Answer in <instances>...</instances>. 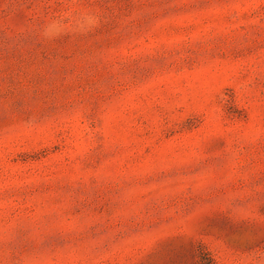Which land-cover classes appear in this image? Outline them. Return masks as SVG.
I'll use <instances>...</instances> for the list:
<instances>
[{"label": "rangeland", "instance_id": "obj_1", "mask_svg": "<svg viewBox=\"0 0 264 264\" xmlns=\"http://www.w3.org/2000/svg\"><path fill=\"white\" fill-rule=\"evenodd\" d=\"M0 264H264V0H0Z\"/></svg>", "mask_w": 264, "mask_h": 264}, {"label": "clouds", "instance_id": "obj_2", "mask_svg": "<svg viewBox=\"0 0 264 264\" xmlns=\"http://www.w3.org/2000/svg\"><path fill=\"white\" fill-rule=\"evenodd\" d=\"M99 24L97 13L88 9H68L55 14L42 22L39 27V36L43 40H52L68 32L82 34L91 31Z\"/></svg>", "mask_w": 264, "mask_h": 264}]
</instances>
